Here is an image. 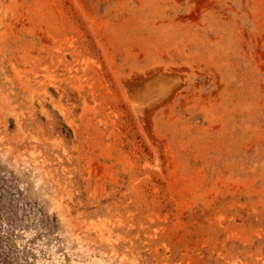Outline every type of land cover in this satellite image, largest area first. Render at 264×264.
Returning a JSON list of instances; mask_svg holds the SVG:
<instances>
[{
  "label": "rangeland",
  "instance_id": "obj_1",
  "mask_svg": "<svg viewBox=\"0 0 264 264\" xmlns=\"http://www.w3.org/2000/svg\"><path fill=\"white\" fill-rule=\"evenodd\" d=\"M0 264H264V0H0Z\"/></svg>",
  "mask_w": 264,
  "mask_h": 264
}]
</instances>
